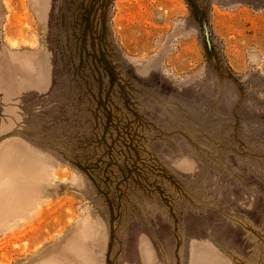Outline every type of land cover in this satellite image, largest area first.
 <instances>
[{
  "label": "rangeland",
  "instance_id": "obj_1",
  "mask_svg": "<svg viewBox=\"0 0 264 264\" xmlns=\"http://www.w3.org/2000/svg\"><path fill=\"white\" fill-rule=\"evenodd\" d=\"M26 13L53 79L0 165V264H264V0Z\"/></svg>",
  "mask_w": 264,
  "mask_h": 264
},
{
  "label": "crops",
  "instance_id": "obj_2",
  "mask_svg": "<svg viewBox=\"0 0 264 264\" xmlns=\"http://www.w3.org/2000/svg\"><path fill=\"white\" fill-rule=\"evenodd\" d=\"M50 8L51 0H0V165L25 166L27 153L35 159V147L23 136L22 127L27 108L50 91L53 66L48 51L21 25L27 9L45 21ZM26 40L33 44L26 45Z\"/></svg>",
  "mask_w": 264,
  "mask_h": 264
}]
</instances>
